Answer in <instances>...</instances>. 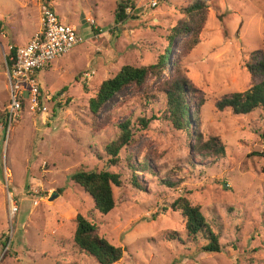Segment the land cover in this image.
<instances>
[{
    "label": "rangeland",
    "instance_id": "rangeland-1",
    "mask_svg": "<svg viewBox=\"0 0 264 264\" xmlns=\"http://www.w3.org/2000/svg\"><path fill=\"white\" fill-rule=\"evenodd\" d=\"M24 1L0 0V21L8 36L0 39V113H6L10 98L4 57L8 41L26 42L39 25L37 0ZM130 1L135 8L127 12L136 18L117 24L120 0H53L61 21L90 39L39 71L44 93L55 94L53 101L44 100L46 114H32L27 103L10 128L0 121V264H99L76 245L79 214L96 221L99 233L124 249L115 264H264V109L250 115L219 108L224 98L264 79L248 65L264 58V0H205L209 7L199 41L183 58L191 90L202 101L203 141L213 137L224 146V153L207 156L194 153L193 135L168 121L155 119L143 128L136 118L141 109L152 114L151 100L164 106L157 85L171 75L189 33L176 37L162 76L145 89L127 86L116 93L101 111L110 113L114 124L93 129L89 99L101 82L124 64L157 62L172 28L185 18L183 9L194 0ZM85 19H94L102 31L93 36ZM4 33L0 30L1 38ZM126 119L135 123V141L120 151L118 164L107 167L111 155L105 147ZM131 155H147L150 170L133 176ZM104 168L121 173L123 180L114 187L115 208L105 215L71 178L78 170ZM161 179L179 183L170 188ZM11 195L19 207L12 218ZM179 196L201 206L220 233L221 252L183 243L185 219L171 205Z\"/></svg>",
    "mask_w": 264,
    "mask_h": 264
},
{
    "label": "trees",
    "instance_id": "trees-1",
    "mask_svg": "<svg viewBox=\"0 0 264 264\" xmlns=\"http://www.w3.org/2000/svg\"><path fill=\"white\" fill-rule=\"evenodd\" d=\"M129 7L135 8V4L130 0H120L115 9L116 23L123 24L131 18H136L131 12H127ZM209 3L205 0H194L189 6L184 8L185 18L172 28V34L169 36L168 44L157 62L147 65L124 64L121 69L113 76L104 79L97 93L89 99L88 110L93 117L94 131H101L114 124V118L110 113L102 114L103 106L124 87L132 86L137 89H145L152 78L161 77L165 67L170 59L172 45L178 35H186L188 38L184 41L182 51L179 52V60L173 64L171 75L162 80L157 85V89L164 96V106L158 108L152 100L153 110L150 116L145 114L141 109L140 115L137 116V122L147 128L151 121L163 119L168 121L178 130H182L193 135L195 139L194 153L198 152L203 155H213V153H224V146L216 144L215 138L211 137L209 141H203L202 132L199 130V111L202 101H197L193 94L192 83L185 72L183 58L191 51L193 46L199 41L201 24L208 10ZM2 22L0 21V27ZM12 50L9 54L14 55ZM254 73L264 75V58L256 63L248 64ZM64 89V88H63ZM25 100V98H24ZM190 104L194 106L191 107ZM26 101H23L22 112H24ZM157 108V109H154ZM28 108V107H27ZM220 109L232 111L233 114H252L256 109H264V79L255 84L250 90L244 92H234L230 97L224 98L219 102ZM0 121L7 125L5 112L0 113ZM135 123L131 119H126L118 123L120 133L116 139L108 143L105 147L111 158L106 163L116 165L121 160L120 151L123 147L129 146L135 140L133 132ZM8 126V125H7ZM264 137V132L261 133ZM211 143V145H210ZM207 149V150H205ZM128 163L132 168V175L138 177V171L150 170V163L147 155L142 159L129 157ZM137 161V164H135ZM72 180L79 184L93 198L95 209L101 214H108L116 206L114 187H121L123 180L121 173L104 168L98 170H78L71 175ZM161 183L170 188L178 185L179 181L173 182L168 179H161ZM175 210H180L185 219V228L187 236L183 243L200 244L199 249L207 253L221 252L220 233L214 229L212 221L203 213L200 205H194L185 196H179L171 204ZM17 213V212H16ZM16 213L12 216L14 217ZM11 217V218H12ZM74 239L81 253L96 259L99 264H115L122 259L124 249L112 244L108 239L102 236L98 231V224L94 220L86 218L84 215L77 216V226L75 229ZM5 247V246H4Z\"/></svg>",
    "mask_w": 264,
    "mask_h": 264
},
{
    "label": "built area",
    "instance_id": "built-area-1",
    "mask_svg": "<svg viewBox=\"0 0 264 264\" xmlns=\"http://www.w3.org/2000/svg\"><path fill=\"white\" fill-rule=\"evenodd\" d=\"M37 8L39 25L32 38L22 46L10 45L9 52L4 54L10 95L6 110L9 128L23 116V101L28 103L32 114L48 112L44 100L53 101L54 95L45 94L42 90L38 80L39 71L54 59L68 54L75 46L90 39L79 33L75 25L61 21L54 9L53 0H37ZM87 21L92 25L93 32H96L93 36H97L102 30L96 26L94 19ZM12 50L15 53L9 58ZM87 76H89L88 73ZM8 200L10 202L9 213L12 217L18 212L19 207L12 195L8 197Z\"/></svg>",
    "mask_w": 264,
    "mask_h": 264
},
{
    "label": "crops",
    "instance_id": "crops-1",
    "mask_svg": "<svg viewBox=\"0 0 264 264\" xmlns=\"http://www.w3.org/2000/svg\"><path fill=\"white\" fill-rule=\"evenodd\" d=\"M26 1H27V0L24 1V4H26ZM23 7H24V6H23ZM37 9H38V8H37ZM6 22H7V23H10V22H11V19L6 20ZM84 22H86V19L84 20ZM38 24H39V23H38ZM1 25H2V26L0 27V30H3V33L6 32V29H5L4 25H3V24H1ZM3 36H4V38H1V37H0V39H7V38H8V36H6V33H4ZM32 36H33V35H32ZM31 38H32V37H30V39H31ZM30 39H29V40H30ZM29 40H27V41L24 42V43H22V42L19 43V42H16V41H14V42H12V41H8V45H7V46H8V48H9L10 45L22 46V45L27 44ZM2 46H3V43H2ZM8 48H7V49H8ZM6 51H7V50H6ZM41 86H42V85H41Z\"/></svg>",
    "mask_w": 264,
    "mask_h": 264
},
{
    "label": "clouds",
    "instance_id": "clouds-1",
    "mask_svg": "<svg viewBox=\"0 0 264 264\" xmlns=\"http://www.w3.org/2000/svg\"><path fill=\"white\" fill-rule=\"evenodd\" d=\"M86 21H87V19H86ZM72 24V23H71ZM74 25V24H73ZM78 29V28H77ZM47 67V66H46ZM41 84V83H40ZM42 87V86H41ZM42 90H43V88H42ZM44 91V90H43ZM54 96H55V94H53ZM18 121V120H17ZM16 122V121H15Z\"/></svg>",
    "mask_w": 264,
    "mask_h": 264
}]
</instances>
